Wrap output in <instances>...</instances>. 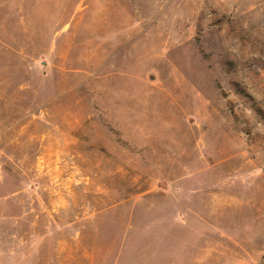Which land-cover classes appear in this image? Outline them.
Wrapping results in <instances>:
<instances>
[{"label": "rangeland", "instance_id": "rangeland-1", "mask_svg": "<svg viewBox=\"0 0 264 264\" xmlns=\"http://www.w3.org/2000/svg\"><path fill=\"white\" fill-rule=\"evenodd\" d=\"M0 264H264V0H0Z\"/></svg>", "mask_w": 264, "mask_h": 264}]
</instances>
